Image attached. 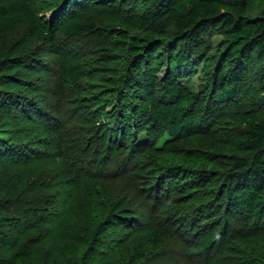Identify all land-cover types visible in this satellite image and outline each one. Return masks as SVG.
<instances>
[{"label": "rangeland", "instance_id": "obj_1", "mask_svg": "<svg viewBox=\"0 0 264 264\" xmlns=\"http://www.w3.org/2000/svg\"><path fill=\"white\" fill-rule=\"evenodd\" d=\"M13 1L22 5L24 19L8 31L6 39L18 48L16 55L29 49L33 61L23 66L29 81L18 85V94L34 102L36 109L50 107L61 119L67 151L59 162L51 149L37 143L46 138L41 122L32 120L34 116L30 119L25 110L0 105V137L18 144L21 154L0 155V220L9 234L20 236L16 246L0 244V264H43L44 255L49 256L48 264H205L198 241L226 220L233 237L212 250L213 260L244 264L241 251H245L254 264H264V224L247 213L240 217L238 209L225 220L222 172L210 173L207 180L195 179L187 189L181 185L183 172L165 178L154 170L162 163L154 150L143 145L132 152V137L124 155L126 165L111 159L115 148L103 137L102 127H109L107 122L116 117L121 94L138 104L133 97L137 92L121 77L125 42L114 29L124 26L113 19L122 13L121 6L117 10L95 6L89 14L97 15L96 31L66 37L57 27L63 0H0V4ZM31 19L43 31L55 33L59 46L80 54L84 71L80 79L63 74L61 58L51 52L47 41L32 36ZM130 35L153 36L149 23ZM220 40L221 36H213L214 45ZM187 81L193 91L201 89V69ZM49 100L57 106H49ZM239 131L226 123L218 136H193L176 149L180 156L191 150L211 153L226 165L232 160L231 140ZM134 134L136 139L138 132ZM156 141L153 145L161 148L166 138ZM32 153L33 157H26ZM170 161L179 162L173 157ZM5 199L20 202L12 212ZM108 201L129 209V216L137 221L134 230L120 234L113 226L107 228ZM158 231L166 234L162 243L152 238Z\"/></svg>", "mask_w": 264, "mask_h": 264}, {"label": "trees", "instance_id": "obj_2", "mask_svg": "<svg viewBox=\"0 0 264 264\" xmlns=\"http://www.w3.org/2000/svg\"><path fill=\"white\" fill-rule=\"evenodd\" d=\"M95 6L112 10L121 6L122 13H132L128 17L118 11L113 19L124 26L114 29L125 42L121 77L137 92L133 97L138 104L121 94L116 117L107 122L109 127H102L103 137L115 148L111 159L126 165L124 155L132 137V152L143 145L154 150L162 160L154 170L165 178L183 172L181 185L187 189L195 179L207 180L210 173L222 172L226 180L225 220L238 209L240 217L247 213L264 224V0H63L57 19L61 34L75 37L95 32L97 15L89 14ZM23 11L17 1L0 4V105L25 110L28 117L41 122L46 138L37 143L63 162L67 149L61 119H56L50 107L36 109L34 102L18 94V85L29 81L23 66L33 62L32 52L27 49L24 55H16L18 48L9 44L6 35L23 21ZM144 23L150 25V39L130 35ZM29 24L32 36L47 41L51 52L61 58L63 74L80 79L84 72L80 54L59 46L55 33L43 31L35 20ZM214 35L221 36L217 45L213 44ZM200 69L203 86L195 92L187 80ZM226 123L240 129L230 143L233 155L229 164L222 165L213 154L197 150L180 156L176 146L182 140L218 136ZM134 132L141 136L135 139ZM161 138H166L165 143L155 147L153 140ZM138 139L143 140L138 143ZM19 148L0 137V155L14 151L13 156L18 157ZM26 157H33V153ZM170 157L179 162L170 161ZM17 202L20 199L4 200L13 207L12 212ZM108 208L107 228L113 226L120 234L134 230L137 221L129 216V209H120L113 201H108ZM5 228L0 220V244L16 246L20 236ZM231 228L226 220L198 241V254L205 264H231L213 260L211 255L214 248L233 237ZM152 238L162 243L166 234L158 231ZM241 255L244 264H254L245 251ZM42 259L43 264L49 263V256Z\"/></svg>", "mask_w": 264, "mask_h": 264}]
</instances>
